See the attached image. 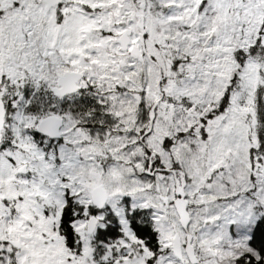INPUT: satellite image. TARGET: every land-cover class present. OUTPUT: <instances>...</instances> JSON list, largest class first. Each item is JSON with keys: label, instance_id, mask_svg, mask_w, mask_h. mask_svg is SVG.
<instances>
[{"label": "snow or ice", "instance_id": "obj_1", "mask_svg": "<svg viewBox=\"0 0 264 264\" xmlns=\"http://www.w3.org/2000/svg\"><path fill=\"white\" fill-rule=\"evenodd\" d=\"M0 264H264V0H0Z\"/></svg>", "mask_w": 264, "mask_h": 264}]
</instances>
